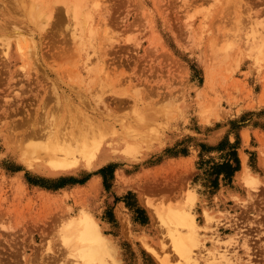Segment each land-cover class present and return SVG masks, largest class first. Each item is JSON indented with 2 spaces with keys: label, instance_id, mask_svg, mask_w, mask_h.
<instances>
[{
  "label": "rangeland",
  "instance_id": "374dc122",
  "mask_svg": "<svg viewBox=\"0 0 264 264\" xmlns=\"http://www.w3.org/2000/svg\"><path fill=\"white\" fill-rule=\"evenodd\" d=\"M24 1L0 0V264H84L63 231L85 215L106 264L177 262L147 200L184 205L198 264H264V0H87L79 18L39 0L45 20ZM227 141L240 169L214 185Z\"/></svg>",
  "mask_w": 264,
  "mask_h": 264
},
{
  "label": "bare ground",
  "instance_id": "6f19581e",
  "mask_svg": "<svg viewBox=\"0 0 264 264\" xmlns=\"http://www.w3.org/2000/svg\"><path fill=\"white\" fill-rule=\"evenodd\" d=\"M24 1V0H23ZM31 5V10L29 12V10L27 11V16L30 13V15H32V17H40L42 18L47 16V19L51 18L52 12L50 10V8L48 9L47 12H45L43 10V8H46V5L48 7V4L45 5V7L42 5V2H40L39 0H29ZM59 1V0H58ZM65 1V0H64ZM69 0H66L65 3L66 6L64 5V7H66V10L68 13H72V16L74 18H79L80 14H82V11H87L89 9H92V6H90L89 3H87V0H71V2L68 3ZM239 1V0H238ZM241 1V0H240ZM22 2V1H21ZM20 2V3H21ZM50 2V1H49ZM61 2V1H59ZM58 2V3H59ZM106 2V0H105ZM162 2V1H161ZM227 2V1H226ZM232 2V1H231ZM48 3V2H46ZM63 3V1H62ZM17 4H19L17 2ZM24 5H22V9L24 10L23 7L25 6V1L22 3ZM29 4V2H28ZM51 4V3H50ZM55 4V3H54ZM64 4V3H63ZM105 6V5H104ZM159 7H161L162 5H159ZM229 6V5H228ZM43 7V8H42ZM56 7V6H55ZM145 6H143L144 8ZM18 10V9H16ZM103 10V9H102ZM108 10V9H107ZM106 10V11H107ZM25 11V10H24ZM110 11V10H109ZM18 12V11H17ZM20 12V10H19ZM201 12V11H200ZM21 13V12H20ZM19 13V14H20ZM111 13V12H110ZM15 14H17L15 12ZM22 14V13H21ZM20 14V15H21ZM106 14V13H105ZM108 14V13H107ZM19 15V16H20ZM141 15V14H139ZM106 16V15H105ZM108 16V15H107ZM106 16V17H107ZM22 17H24V15L22 14ZM30 17V16H28ZM21 18V16H20ZM31 18V17H30ZM30 18H28L30 20ZM72 18V17H71ZM141 18V17H140ZM33 19V18H32ZM39 19V20H40ZM150 19V17H149ZM36 20V19H35ZM38 20V19H37ZM36 20V21H37ZM103 22H105V19H101ZM109 20V19H108ZM140 20V19H139ZM147 21V19H145ZM32 21V20H30ZM42 21V20H41ZM40 21V22H41ZM46 22V21H44ZM102 22V26L103 23ZM43 23V22H42ZM141 23V22H140ZM147 23V22H146ZM44 24V23H43ZM83 23L77 24L80 26V30H81V25ZM99 24H101L99 22ZM107 24V23H106ZM42 25V24H41ZM40 25V26H41ZM45 25V24H44ZM19 26V25H18ZM39 26V24H38ZM14 27V26H13ZM83 27L85 28V25H83ZM105 27V26H104ZM108 27V26H107ZM15 30H17V26L14 27ZM14 28L12 30H14ZM22 28V27H21ZM43 28V27H42ZM79 28V27H78ZM19 29V27H18ZM77 29V28H76ZM106 29V28H105ZM261 29V28H260ZM79 30V29H77ZM76 30V31H77ZM108 30V29H107ZM17 31H20L17 30ZM30 31V30H29ZM106 31V30H105ZM103 31V32H105ZM264 31V30H263ZM11 32V31H10ZM82 32V31H81ZM84 32V31H83ZM102 32V33H103ZM250 32V31H249ZM20 33V32H19ZM24 32H22L23 34ZM10 34V33H9ZM104 34V33H103ZM102 34V35H103ZM106 34V32H105ZM15 35V34H13ZM12 35V36H13ZM20 35V34H19ZM262 35V34H261ZM16 36V35H15ZM14 36V37H15ZM18 36V33H17ZM23 36V35H20ZM104 36V35H103ZM111 36V35H110ZM264 36V34L262 35ZM109 37V36H108ZM24 38V37H21ZM112 38V36H111ZM216 38V37H215ZM233 38V37H231ZM25 39V38H24ZM105 39V38H104ZM159 39V36H158ZM229 39V38H228ZM250 39V38H249ZM249 39L248 42H249ZM253 38H251L252 40ZM9 40V39H8ZM17 40V39H16ZM157 40V38H156ZM234 41V39H231ZM155 41V40H154ZM153 41V42H154ZM238 41V40H237ZM16 42V41H15ZM235 42V41H234ZM246 43V42H245ZM251 43V41L249 42ZM7 44H9V41L7 42ZM232 44V43H231ZM230 44V45H231ZM234 44V43H233ZM232 44V45H233ZM237 44V43H236ZM235 44V45H236ZM211 45V44H210ZM223 45V44H221ZM214 46V45H213ZM240 46V45H239ZM251 46V45H250ZM222 47V46H220ZM230 46H228L227 48H229ZM259 47V46H258ZM154 48V47H153ZM212 48V47H210ZM233 47H230L229 49H232ZM238 49V47H236ZM243 48V47H242ZM250 48V47H249ZM24 49V48H23ZM251 49V48H250ZM6 51V50H4ZM214 51V50H213ZM230 51V50H229ZM251 51V50H250ZM253 51V50H252ZM25 52V51H24ZM28 52V51H27ZM220 52V51H219ZM225 52V51H224ZM255 52V51H254ZM257 52V51H256ZM26 53V52H25ZM24 53V54H25ZM215 53V52H214ZM239 53V52H238ZM263 53V52H262ZM229 54V53H228ZM236 54V53H235ZM254 54V53H253ZM218 55V54H216ZM223 55V54H222ZM221 55V56H222ZM215 56V55H214ZM220 56V55H219ZM229 56V55H228ZM231 57V55H230ZM264 58V57H263ZM235 60V59H234ZM238 60V59H237ZM217 64V63H215ZM224 64V63H223ZM227 64V63H226ZM229 64V63H228ZM216 66V65H215ZM235 66V65H234ZM210 67V66H209ZM227 67V65H226ZM225 67V68H226ZM103 69V68H102ZM210 69V68H209ZM212 73V72H211ZM210 73V74H211ZM231 73V72H229ZM208 76V75H207ZM211 76V75H210ZM210 82V81H209ZM208 82V84H209ZM182 96V95H181ZM171 108V107H170ZM72 109V108H71ZM94 111V110H93ZM101 114V113H100ZM166 115V114H165ZM74 119V118H73ZM78 119V117H77ZM96 119V118H95ZM85 120V119H84ZM91 120V119H90ZM72 121V120H70ZM79 121V120H78ZM94 121V119H93ZM97 121V119H96ZM76 122V121H73ZM102 122V121H101ZM69 123V122H67ZM85 123V122H84ZM109 123V122H108ZM71 124V123H70ZM112 124V123H111ZM67 125V124H65ZM89 125V124H87ZM98 125V124H97ZM108 125V124H107ZM73 126V125H72ZM84 128V125H82ZM94 126V125H93ZM55 127V126H54ZM78 129L81 128L80 126H77ZM86 127V126H85ZM95 127V126H94ZM93 127V128H94ZM87 128V129H76L78 130V132L75 131V133H79L78 135H80L82 137V139H87V136H91V135H95V128ZM105 128V127H104ZM109 128V127H108ZM70 129V127H69ZM74 129V128H73ZM97 129V128H96ZM105 130V129H104ZM60 131V130H59ZM68 131V130H67ZM107 131V130H106ZM113 131V129L111 130ZM63 132V130H62ZM69 132V131H68ZM47 133V132H46ZM51 135V133H49ZM63 134V133H62ZM66 134V133H65ZM69 134V133H68ZM74 133H72L73 135ZM97 134V133H96ZM75 136L77 134H74ZM73 135V136H74ZM79 136V137H80ZM65 137V136H64ZM69 137V135H68ZM67 137V138H68ZM80 137V138H81ZM97 137V136H96ZM57 138V137H55ZM65 138V139H67ZM70 138V137H69ZM73 138V137H72ZM78 140V137H76ZM93 138V137H92ZM91 138V140H92ZM89 139V138H88ZM57 140V139H56ZM64 140V139H63ZM68 140V139H67ZM66 140V141H67ZM72 140V139H71ZM76 141V139L74 140V142ZM82 141V140H80ZM78 141V142H80ZM90 140L86 141L83 140L81 146L79 145L80 143H78V145L80 146L77 150L80 151V153H83L86 157L89 156L92 151H93V147H91V144L89 142ZM65 142V141H64ZM70 142V140L68 141V143ZM73 142V140H72ZM52 143V142H50ZM63 143V141L61 142ZM60 143V144H61ZM53 144V143H52ZM67 144V142H66ZM72 144V143H71ZM76 146L78 147L77 143ZM70 145V143H69ZM93 145V144H92ZM60 146V145H58ZM72 146V145H71ZM74 146V145H73ZM52 146H48L47 149L45 148V154L46 156H50V160L48 161L53 167L56 168H60L64 166V159L59 156V154L56 155L55 151L53 147L51 149ZM55 147V145H54ZM59 148V147H58ZM62 148V147H61ZM74 148V147H73ZM65 149V148H64ZM58 150V149H57ZM63 150V149H62ZM82 150V152H81ZM76 151V148L75 150ZM74 151H72L71 149L68 150V152L71 154L72 152L74 153ZM78 153V152H77ZM37 154V153H36ZM43 154V153H42ZM41 155V154H39ZM67 155V154H66ZM73 155V154H72ZM75 155V154H74ZM32 159V158H31ZM67 160V159H66ZM240 178L245 181L247 183V185L251 186L252 185V180L253 178L249 175L247 167L244 166L242 172L240 173ZM147 206L153 210L155 212V214L161 219L162 224L160 225L162 229L165 230V233H167L171 239V249L172 252L175 253V255L179 258L177 262H173L170 261V257L172 255L170 254H165L163 256L156 254V256H158V260L160 262V264H198V260H197V253H196V249H200V251H202V246H200V241H199V231H198V227L197 224L195 222V219H193L189 214L186 213V209H184V205L180 202V204L176 203L175 205H163V204H156L151 200H147L146 201ZM185 211V212H184ZM155 215V216H156ZM208 224L210 223V218L208 217L207 220ZM66 229H68L67 231H65ZM66 229H64L63 232H65V234H63V236L65 237V241L67 242L68 246V250L74 255V257L78 260H81L84 264H106V253L103 251L104 249V238L101 235V233L98 231L97 226L95 225V222L91 219L90 216L85 215L82 217H78L77 219H73L72 223L69 225V227H67ZM63 238V237H62ZM217 238V237H216ZM214 240V239H213ZM216 242L219 241V239L217 238V240H215ZM222 251V250H221ZM207 256L208 259L212 258V260L214 261H222L223 258H226L229 255L228 249H225L223 252H206L205 254ZM109 263V262H108Z\"/></svg>",
  "mask_w": 264,
  "mask_h": 264
},
{
  "label": "trees",
  "instance_id": "16d2710c",
  "mask_svg": "<svg viewBox=\"0 0 264 264\" xmlns=\"http://www.w3.org/2000/svg\"><path fill=\"white\" fill-rule=\"evenodd\" d=\"M225 143L231 149L230 154H229L230 157L224 163L217 164L215 167H213L211 169V172L215 175V179L213 181L214 185L216 184V182L218 181V179L221 175H224L225 179H231V177L234 175V173L240 169L239 158H238L236 151L234 150L235 147L232 144H230L229 141H227ZM222 146H223V143L219 146V149H221ZM107 171H108V168H105L104 170H102V173L104 175L106 186L108 187L107 176H106Z\"/></svg>",
  "mask_w": 264,
  "mask_h": 264
}]
</instances>
